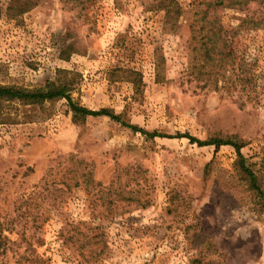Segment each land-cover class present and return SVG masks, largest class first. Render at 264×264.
<instances>
[{
  "label": "rangeland",
  "instance_id": "rangeland-1",
  "mask_svg": "<svg viewBox=\"0 0 264 264\" xmlns=\"http://www.w3.org/2000/svg\"><path fill=\"white\" fill-rule=\"evenodd\" d=\"M158 0H0V84L69 82L108 115L73 118L66 99L0 108V264H264V28L219 8L228 51L193 50L192 8ZM162 135L150 137L127 124Z\"/></svg>",
  "mask_w": 264,
  "mask_h": 264
},
{
  "label": "trees",
  "instance_id": "trees-1",
  "mask_svg": "<svg viewBox=\"0 0 264 264\" xmlns=\"http://www.w3.org/2000/svg\"><path fill=\"white\" fill-rule=\"evenodd\" d=\"M255 2L258 5L256 15H245L239 23V27L264 28V0H205L192 8V19L190 29L194 41L193 50L197 56L203 59V62H197L198 70L196 75L200 79L206 80L209 72L205 69V63H212L215 60L219 62L228 55L224 51L226 41L221 21L219 8H233L238 10L248 9L249 4ZM156 7L164 11V21L172 22L181 15L182 8L179 0H158ZM69 82H60L48 80L44 86L37 88L11 87L0 84V108L3 102L17 100L25 104H36L58 98H65L67 105L72 112L73 118H83L86 116L108 115L113 119L119 120L120 117L107 108L92 109L75 103L69 96ZM127 124L132 130L140 131L150 137L162 135L157 131L148 132L137 125ZM174 136L187 137L190 142H196L197 145H214L216 148L222 144H230L235 149L237 159L235 164L238 170L244 174L250 188L254 191L257 203L261 209H264V191L261 188L258 176L251 169L246 157L241 153L242 143L232 139H221L210 137L199 139L189 133H176ZM206 264H211L207 262Z\"/></svg>",
  "mask_w": 264,
  "mask_h": 264
}]
</instances>
